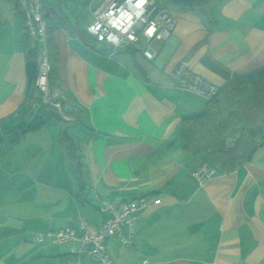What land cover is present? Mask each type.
<instances>
[{
	"label": "crops",
	"instance_id": "obj_1",
	"mask_svg": "<svg viewBox=\"0 0 264 264\" xmlns=\"http://www.w3.org/2000/svg\"><path fill=\"white\" fill-rule=\"evenodd\" d=\"M94 2L84 22L71 19L72 0L44 4L55 12L49 21L52 77L67 113L79 114L77 122L58 118L77 126L71 137L83 153L88 189L77 198L75 175L64 172L61 159L54 165L62 148L55 143L58 136L46 131L25 142L24 151L36 155L30 162L20 160L26 170L7 172L16 185L9 199L4 194L11 187L4 185L10 178L0 189L7 191H0V205L5 202L0 264H69L70 249L78 243L39 244L36 233L78 230V216L101 226L109 216L101 210L105 203L139 198L157 202L136 214L131 246L114 237L106 241L113 264H264V148L232 174L216 173L201 183L194 172L207 163L184 151L181 124L204 112L207 101L181 90L171 78L181 61L220 88L234 77L263 70L264 0H216L211 19L171 9L175 28L155 42L154 60L144 56L142 45L115 51L89 36ZM17 3L0 0V141H10L0 153L19 148L22 142L12 136L27 124L18 113L26 102L28 77ZM31 44L39 49L40 62V45L33 38ZM51 112L39 119L54 116ZM41 175L49 183L45 192L37 189ZM57 179L66 186H54ZM123 234L128 236L127 228Z\"/></svg>",
	"mask_w": 264,
	"mask_h": 264
},
{
	"label": "built area",
	"instance_id": "obj_2",
	"mask_svg": "<svg viewBox=\"0 0 264 264\" xmlns=\"http://www.w3.org/2000/svg\"><path fill=\"white\" fill-rule=\"evenodd\" d=\"M26 19V26L31 37L40 45L42 58L38 67L35 86L38 96L31 101L29 115L34 117L45 107L59 111L58 116L67 121L73 118L62 116V95L58 89L51 90L49 74L51 66L47 56L49 41V21L54 17L51 8L45 7L41 0H17ZM93 19L86 27V33L101 43H107L115 51L128 46L142 45L143 54L149 60L157 55L155 42L166 40L175 28V20L166 11L159 8L156 0H147L140 6V0H106L102 1L92 12ZM155 27L156 31L147 35ZM147 53V55H146ZM172 80L183 91L196 94L206 101H212L219 93L220 87L195 73L187 61H181L171 74ZM216 174L209 165L196 172L194 176L202 183ZM157 201L139 198L115 203H105L101 210L109 213L108 218L101 226L89 223L85 218L78 216V230L65 227L47 233H36L35 239L39 244L46 242L53 245H62L76 242L79 246L72 247V259L69 264H83L86 259L98 261L99 264H113L106 253V241L117 238L126 246L132 245L136 214L148 209ZM128 229V236L123 230ZM145 264L148 261L144 262Z\"/></svg>",
	"mask_w": 264,
	"mask_h": 264
},
{
	"label": "trees",
	"instance_id": "obj_3",
	"mask_svg": "<svg viewBox=\"0 0 264 264\" xmlns=\"http://www.w3.org/2000/svg\"><path fill=\"white\" fill-rule=\"evenodd\" d=\"M170 1L179 9L198 11L203 17L211 19V8L216 0ZM16 11L25 34L28 77L26 102L18 113L31 122L36 116L31 117L29 109L31 101L38 96L35 82L40 64L39 49L31 44L32 37L18 3ZM50 49V41H48L47 56L51 66L49 83L51 90H55L57 83L56 78L52 77L55 70L49 57ZM62 108L65 113L68 112V109L64 108L63 99ZM67 115L73 118L74 122L75 117L79 116L78 113L73 112ZM43 124L42 119L36 118L29 126H24V133L29 134ZM181 138L185 152L192 156L204 157L207 165L214 168L218 174H232L239 167L251 162L254 155L264 148V69L247 77H234L221 87L218 95L212 101H207L204 112L183 120ZM59 143L68 148V157L72 162L78 187L77 198L80 199L88 189V174L83 153L66 131H61Z\"/></svg>",
	"mask_w": 264,
	"mask_h": 264
},
{
	"label": "rangeland",
	"instance_id": "obj_4",
	"mask_svg": "<svg viewBox=\"0 0 264 264\" xmlns=\"http://www.w3.org/2000/svg\"><path fill=\"white\" fill-rule=\"evenodd\" d=\"M47 1L52 2L53 0H42V4L44 5ZM57 1L59 0H55V2L57 3ZM73 7H74V12L72 11V16L71 19L74 21H79V22H84L90 15V11H89V5L92 2V0H72ZM158 6L160 9L168 12L170 14V10L177 8L175 4H173L170 0H156ZM63 5L66 4V0H63ZM97 0H95V2L92 5V9H95L97 7ZM171 15V14H170ZM40 54V51H39ZM47 108L43 107L41 108L36 116L32 119V121L30 122L29 120H27V124H25L26 126H29L31 123H33V121H35L36 118H39L43 115V113L47 112ZM52 111V110H51ZM59 111H52L51 113L54 115L49 118L47 116V119L45 120L43 117L40 119H44L43 122L44 124L37 128L36 130L30 132L29 134H27L26 132L24 133L25 129H24V124L21 125L23 128L21 129L19 135L17 136H12V139H16L18 142H22L19 146V148H8L7 152L4 153H0V189L4 186H10L11 187V191L7 192L5 190H0L2 193L4 194V198L5 199H9L10 196L14 193V189H15V182L13 180H11V174H13L16 170H26V168L28 167H21L22 163L20 160H22V158L24 160H26L27 162H30L33 160L34 156L36 155L34 151L30 150L28 152L24 151V147H25V142H31L32 139H37V137L39 136H43L45 135L46 131H48L51 135L54 136H58L55 143L58 144L59 141V136L61 131H66L70 136L71 134L73 135V131L75 129V124H69V123H63L59 120V116H57ZM62 116L67 118L66 113L64 112L63 108H62ZM62 120V117H60ZM77 118L75 117V120ZM67 121V120H65ZM25 126V127H26ZM43 130V131H41ZM41 131V132H40ZM59 134V135H58ZM38 142H40L39 140H37V143H34L33 148L36 147V145H38ZM50 142H51V138L49 137V141H48V148L50 149ZM13 143V142H11ZM17 143V142H16ZM6 145H10V141H3V139L0 141V146H3V148L1 147L0 150H5L6 149ZM35 146V147H34ZM29 147L31 148V146L29 145ZM62 148H60L59 150H57V154H55L56 156H59L57 159H55V164H57V161H59L61 159L62 163H64V172L65 171H69L71 178L74 179V172H73V168H72V162L69 159V163H66V157L68 156V148L66 146H60ZM32 148V149H33ZM20 157V158H19ZM69 158V157H68ZM39 161V160H38ZM69 164V166H68ZM31 166V171L35 169V167L33 168L32 165ZM67 169V170H66ZM39 169H37V171H39ZM54 170L57 172L60 169H56L54 168ZM216 171V170H215ZM10 172L11 174L7 173ZM217 172V171H216ZM37 176V175H36ZM10 178V181L4 185L1 186L3 182L7 181ZM38 178V177H37ZM66 186L65 184L60 183V181L57 179L54 181V186ZM73 185V184H72ZM46 186H49L48 183V179L45 178L44 175L39 176L38 178V186L37 189L38 190H43L42 192H45L44 189H46ZM0 198L1 195H0ZM5 205V202H3L0 206L3 207Z\"/></svg>",
	"mask_w": 264,
	"mask_h": 264
},
{
	"label": "clouds",
	"instance_id": "obj_5",
	"mask_svg": "<svg viewBox=\"0 0 264 264\" xmlns=\"http://www.w3.org/2000/svg\"><path fill=\"white\" fill-rule=\"evenodd\" d=\"M147 3V0H140V6L143 7L144 4ZM156 31L155 27L153 26L147 33V35L151 36ZM147 55V53H146Z\"/></svg>",
	"mask_w": 264,
	"mask_h": 264
}]
</instances>
